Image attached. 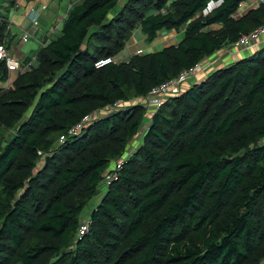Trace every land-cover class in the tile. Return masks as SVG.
Listing matches in <instances>:
<instances>
[{
  "label": "trees",
  "instance_id": "trees-1",
  "mask_svg": "<svg viewBox=\"0 0 264 264\" xmlns=\"http://www.w3.org/2000/svg\"><path fill=\"white\" fill-rule=\"evenodd\" d=\"M207 1L74 0L30 67L14 73L0 58V264L263 261L264 45L164 98L78 237L81 211L143 125L138 100L264 25V2L233 17L245 0H223L197 16ZM8 22L0 12L13 52ZM182 25L175 44L95 66L135 29L152 42Z\"/></svg>",
  "mask_w": 264,
  "mask_h": 264
},
{
  "label": "crops",
  "instance_id": "crops-1",
  "mask_svg": "<svg viewBox=\"0 0 264 264\" xmlns=\"http://www.w3.org/2000/svg\"><path fill=\"white\" fill-rule=\"evenodd\" d=\"M73 1L74 0H3L0 6L1 14L6 17L8 14L10 15L11 13L13 14L14 17L12 19L16 20V23L12 22L11 24L10 32L12 31L13 34L11 35V37L7 38L8 42L10 43L11 46H14L12 42L13 36L14 37L15 35L21 36L24 32H27L29 34V38L34 39L33 41L34 46L31 48V50L37 47L36 49L37 51L41 46H43V44H46L52 36L56 35L59 32L61 26H58V24H56L55 21H59V22L62 21L64 15L66 14V11L70 6V3H72ZM123 1L124 0H122V2ZM255 1L257 0L243 1L240 4L239 8L233 14V17H237L245 11L255 8L251 6V3ZM14 4H17V7L13 6ZM50 4H52V6L49 8ZM58 8H60L64 12V15L62 17L60 15L55 16L54 14L55 9ZM183 29H184V25H182L178 30L160 31L154 41V44L157 43L158 45L166 46L169 44L177 43L181 37L180 35ZM17 41L18 43L22 42L20 37L17 38ZM261 45H264V41L261 42L258 45V47ZM125 46H126L125 50H122L121 53L118 55L120 60H127L132 54L137 53L138 50H141L139 53H143V51L146 48H148L149 45L146 44L145 36L141 33L140 29L138 28L133 31V35L127 41ZM228 51L227 50L218 51L217 52L218 55H216L217 60L216 62H214L215 64L213 66L217 64L216 67H220L224 64L235 61L240 57L246 56L250 52V50L245 51L242 50L240 47L238 48L231 47V50ZM35 52L30 51L28 55L26 53L19 51L16 47L15 49L13 48V53L17 58V63H16L17 67L11 68L9 71L16 73L18 71L21 72L25 70L26 65L30 62L28 60H30V57L31 58L33 57ZM211 68L209 70H206L205 73L208 74L214 69ZM11 77H13V74L11 75ZM11 81L12 80L7 81L5 85L8 86L11 83ZM137 140L138 143L136 146L139 145L141 139H139L138 137ZM132 149L133 147L129 149V152ZM260 264H264V262L262 261Z\"/></svg>",
  "mask_w": 264,
  "mask_h": 264
},
{
  "label": "built area",
  "instance_id": "built-area-1",
  "mask_svg": "<svg viewBox=\"0 0 264 264\" xmlns=\"http://www.w3.org/2000/svg\"><path fill=\"white\" fill-rule=\"evenodd\" d=\"M223 0H208L204 7L197 13V16L202 15L206 16L209 13H211L214 9L219 7ZM264 2V0H257L253 3H251L252 7L258 6L259 3ZM242 3V2H241ZM240 3V4H241ZM13 6L17 7V4H14ZM240 6V5H239ZM239 8V7H238ZM9 19V18H8ZM8 27L11 26V21L8 22ZM29 38V34L27 32H24L20 39L24 42H26ZM264 41V25H261L250 32L244 34L241 36L238 40L236 45H238L242 50L248 51L252 48L258 47V45ZM45 44H43L44 46ZM141 50L137 51L139 53ZM0 58H4L6 61V64L9 69L16 68L17 62L16 57L13 55V53L10 51L9 48H6L4 45H0ZM120 61V58L118 57H104L96 61L95 66L100 67L103 66L106 63H117ZM31 63L29 62L26 65V68L30 67ZM200 68L199 64L196 66L189 68L187 70L182 71L177 77L166 80L165 82L153 87L150 91H148L143 97H141L138 101L142 104L144 108L156 110L164 101V98L167 95H173L177 94L183 85L186 83H191L195 80L194 76L196 71ZM121 105V102H114L110 105H107L103 107L102 109H96L91 111L90 113L86 114L77 124H75L73 127H71L68 131V134L66 136L75 135L79 132V130L85 126L86 124L96 120L97 118L102 117L105 114L111 113L115 108ZM144 128L141 129L140 139H142V134L144 132ZM66 136H60L59 141L62 142ZM40 152V151H39ZM126 159V156H123L122 158L113 161L114 165L113 167H109L106 170L105 177L103 179V183L108 186V184L111 183L113 179L117 176V171L120 168L123 160ZM90 219L87 218H81L79 225H78V237L84 235L89 227ZM264 262V259H263Z\"/></svg>",
  "mask_w": 264,
  "mask_h": 264
},
{
  "label": "rangeland",
  "instance_id": "rangeland-1",
  "mask_svg": "<svg viewBox=\"0 0 264 264\" xmlns=\"http://www.w3.org/2000/svg\"><path fill=\"white\" fill-rule=\"evenodd\" d=\"M120 2H122V0H120ZM48 4V3H47ZM52 6V4H50L49 5V8ZM48 8V9H49ZM12 12V11H11ZM54 14H55V16L57 15H60L61 17L64 15V12L60 9V8H58V9H55V11H54ZM7 16H9V18H10V21L11 22H13V23H16V20H13L12 18H14L13 17V14H11L10 13V15L8 14ZM55 23L56 24H58V26H61V24H62V21L61 22H59V21H55ZM13 33H12V31L8 34V37H11V35H12ZM132 35H133V33H132ZM22 36V35H21ZM21 36H18V35H15V37L13 36V38H12V42H13V45L19 50V51H21V52H23V53H26V54H28L29 55V52L30 51H32V52H35L36 51V49H37V47L36 48H34L33 50H31V48L34 46V39L33 38H29L28 40H27V42H19L18 43V41H17V38H19V37H21ZM7 37V38H8ZM155 41V40H154ZM154 41H152V42H147L146 41V44L147 45H149L148 46V48H146L144 51H143V53L144 52H153V51H157V50H160V49H162L163 48V46L162 45H158L157 43L156 44H154ZM14 46H12V50H13V48L15 49V47ZM232 48H235V47H237L238 48V46H236V45H234V46H231ZM231 47H224L223 49H221V50H231ZM125 48H126V46L124 47V49L123 50H125ZM139 51V50H138ZM229 52V51H228ZM13 53V52H12ZM13 55H14V53H13ZM216 55H218L217 53H215L214 55H212V56H210V57H208V58H206V60H204V61H206L205 62V64H203L202 66H200V68L196 71V73H195V76H194V78H195V80L194 81H196V80H198V79H201V77L202 76H204V75H206V70H209L215 63L214 62H216V60H217V56ZM15 56V55H14ZM16 57V56H15ZM116 57H118V56H116ZM224 57H226V56H224ZM119 58V57H118ZM16 62H17V58H16ZM217 65V64H216ZM216 65L215 66H213L211 69H213L214 67H216ZM204 72V73H203ZM198 77V78H197ZM193 81V82H194ZM186 86H184L183 88H185ZM122 104V103H121ZM146 110V115H145V119H144V121H143V125H142V127H145L146 126V123H148V119L150 118V113L153 111V108H151V109H145ZM147 113H148V115H147ZM142 127L140 128V130H139V133L137 134V136L132 140V142L129 144V146H128V148H127V150H126V153H125V156L127 157V155H128V153H130L129 152V149L130 148H132V147H134V146H136L137 145V143H138V137H139V139H140V134H141V129H142ZM113 165H114V162H112V163H110V168L111 167H113ZM106 188H107V186L103 183V182H100L99 183V185L97 186V191H96V193L93 195V197L88 201V203L86 204V206L83 208V210L81 211V213H80V217L81 218H87V217H89V215H90V212H91V210L97 205V203L100 201V199H101V197L103 196V194H104V192L106 191Z\"/></svg>",
  "mask_w": 264,
  "mask_h": 264
}]
</instances>
